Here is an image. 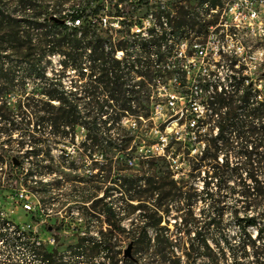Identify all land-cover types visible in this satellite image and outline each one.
Here are the masks:
<instances>
[{"label":"trees","instance_id":"16d2710c","mask_svg":"<svg viewBox=\"0 0 264 264\" xmlns=\"http://www.w3.org/2000/svg\"><path fill=\"white\" fill-rule=\"evenodd\" d=\"M43 1L0 0V168L10 162L22 185H42L41 190L49 192L45 188L49 182L42 183L43 179H67L60 171L53 177L51 149L60 140L72 141L81 128L89 145L105 156L131 147L123 164L138 156L135 164L147 171L137 176L129 171L131 167L114 168L113 188L119 197L107 199L106 192L99 199L91 193L87 199L90 210L99 205L103 220L97 219L107 228L95 235L87 229L64 251L48 250L37 243L36 235L0 219L6 258L28 259L30 264H79L78 260L83 264H240L243 260L264 264V88L254 87L247 75L245 84L236 74L228 75L230 89L214 87L208 101H202L209 113L195 125L202 147L191 156L189 150L184 152L187 178L174 179L170 169L134 154L133 135L120 123L124 111L149 118L139 110L148 109L151 86L172 74L154 67L165 57L138 55L151 54L157 41H134L140 52L117 60L113 50L105 48L107 38L86 29L77 37L74 30L49 21L48 4ZM122 47L124 43H116V48ZM54 55H59V67L48 75ZM230 59L223 57L221 63L229 68L234 63ZM69 70L74 76L65 84ZM186 130L191 128L187 125ZM15 131L19 138L11 139ZM185 138L188 148L191 136ZM86 140L81 142L83 148ZM170 143L179 150L178 141ZM56 162L55 167L62 169L75 167L74 160ZM110 170L111 166L105 179ZM194 180H201L200 186ZM229 201H233L230 206ZM198 203L202 205L196 212ZM227 212L230 219L225 221ZM228 226L238 234L230 236ZM123 244L130 247L129 257L124 256Z\"/></svg>","mask_w":264,"mask_h":264},{"label":"rangeland","instance_id":"374dc122","mask_svg":"<svg viewBox=\"0 0 264 264\" xmlns=\"http://www.w3.org/2000/svg\"><path fill=\"white\" fill-rule=\"evenodd\" d=\"M63 1L49 0L50 4L54 6L60 5ZM241 35L242 41L246 40V72L243 74L245 77L247 75L250 78L254 87L262 91L264 88V40L254 37V35L247 33V31L246 35L244 33H241ZM176 58L181 60L179 63L183 62V58L177 56ZM59 60V56L51 57V65L47 69L48 75L52 74L51 69L59 67ZM226 67L224 64L220 65L215 72H217V80L228 84L229 87L230 80L228 75L230 67L229 69ZM66 74L64 83L69 84V79L74 76V72L69 70ZM174 78H176V83L173 80ZM182 81V74L172 73L165 75L163 85L166 89L185 91L186 89L183 88ZM147 104L149 106V101ZM11 107H15V101H12ZM139 112L142 115L148 113L153 118L128 116L121 122V126L130 135H133L130 145L132 146V150L136 149L134 154H143L142 160L147 158L150 163L158 167L160 166L164 170L170 169L174 179L181 177L186 179L188 164L187 156L184 152L189 150V156H191L202 147V143L196 139V129L188 131L186 130L187 124L185 121H182V125H180V121H174L173 117L171 118V115H173V111L171 110L163 109L162 115H157L156 117L149 107L146 110L141 109ZM105 117L106 114L102 116V118ZM167 125L169 129L164 130ZM180 127L182 134L177 136L174 134V129ZM201 131H204V129H201ZM215 131L216 129L214 128L211 130V133L213 134ZM188 135L191 138L187 139L189 144L188 148H185V137ZM162 136L165 137L163 142L161 141ZM15 138H19V134L16 131L11 136V139ZM53 140L52 138L50 139V141ZM84 140H86L85 132L81 128H77L72 141L69 139L60 140L52 147L50 154L55 160L53 168L56 169L53 177L60 171L62 174L65 173L67 175V179H61L59 182L53 179H43L42 183L49 182L45 187L49 189V192L42 191V185H34L29 182L22 185L21 179L16 178L15 166L10 162L5 163L2 169L0 168V219L8 221L11 225H17L20 230L26 233L36 235L48 250L56 249L57 251H64L68 245L75 243L79 236L87 233V229L89 230L88 233L95 235L99 230L107 228L104 222L97 219L98 217L103 220V217L98 214L99 205L92 211L89 208L91 201H87V199L91 193L96 195L95 199H99L106 192L109 195L107 199L116 200L119 197L120 192L113 188L116 178V170L114 168L118 166L131 167L129 171L135 173L137 176L147 171L145 167L139 168L135 164L138 156L133 159L131 164H123V159L128 158L132 152L130 151L131 147L124 151L113 150L112 153L105 156L96 147H91L89 140L85 141L86 147L83 148L81 142ZM173 140L180 143L179 150H175L176 144L170 146V142ZM5 157L7 158V155ZM64 159L74 160L75 167L70 169L55 167L56 161ZM6 161L9 160L6 159ZM25 166L27 164H23V167ZM101 166L103 170L100 169ZM110 166V176L105 179L106 169ZM146 176L147 174L145 173L144 177ZM193 184L200 186L201 180H194ZM26 203L30 205L29 209L24 207ZM232 203L233 201H229L228 206ZM201 205V203H198L195 206L196 212H198ZM90 214L94 216L92 217V221L88 222L87 218H90ZM169 215L170 222H172L175 219L173 209H171ZM224 219L225 221L230 219L228 212L225 213ZM169 226L171 229H174L171 224ZM227 228L230 236L238 234V230L235 227L228 226ZM6 247V244L0 241V264H30L28 259L20 260L17 257L13 259L6 258ZM126 247L127 245L123 244V249H126ZM78 263L83 264L82 260H78ZM240 264H249V262L243 260Z\"/></svg>","mask_w":264,"mask_h":264},{"label":"built area","instance_id":"2783aa9c","mask_svg":"<svg viewBox=\"0 0 264 264\" xmlns=\"http://www.w3.org/2000/svg\"><path fill=\"white\" fill-rule=\"evenodd\" d=\"M43 3L48 4L49 21L61 24L65 30H74L77 37L86 29L107 38L109 46L105 48H111L117 60L129 55L131 40H144V26H152L157 49L151 54L138 55L150 59L158 55L165 57L164 63L154 67L162 73L182 74V86L186 90L166 89L163 79H157L156 86H151L148 107L155 117L162 115L163 109L173 111L171 118L180 121V125L185 121L191 130L205 112L209 113L202 101H208L214 87L218 91L223 88L215 70L217 61L223 59L225 47L233 48L230 75L243 76L246 84L243 74L246 46H236V32L250 30L254 37L264 40V0H64L56 6L49 0ZM173 28L183 29V39H170ZM118 42L124 43V47L116 48ZM176 55H183L182 63H175ZM173 80L176 83V78ZM205 83L208 90H204ZM128 116L132 115L124 111L120 123ZM168 129L165 126L164 130ZM174 134L180 136L181 127L174 129ZM164 140L162 136L161 141ZM24 207L29 209L30 205L26 203ZM37 240L41 242L38 237Z\"/></svg>","mask_w":264,"mask_h":264},{"label":"bare ground","instance_id":"6f19581e","mask_svg":"<svg viewBox=\"0 0 264 264\" xmlns=\"http://www.w3.org/2000/svg\"><path fill=\"white\" fill-rule=\"evenodd\" d=\"M246 31H247V33H250V34L254 35V32L250 31V30H241V31L236 32V46H246V40L244 39L242 41V35H241V33H244L246 35ZM144 33H145V38H144V40H141V41H151L153 39L152 26H144ZM170 39H183V29L182 28H173L172 30H170ZM134 41H138V40H131L129 42V53H133V54L137 53V52H140V50L137 48V46L135 44H132V42H134ZM176 56L183 58V55H176ZM232 56H233V48L232 47H225V51L223 52V57L232 58ZM217 63L218 64L220 63L218 66H220V65L222 66L223 65L221 63V61H217ZM224 74H226V73H224ZM229 75H230V72H229ZM218 79H220V78H218ZM218 82H219V85L224 87V88L232 87V83L231 82L229 84V87H228V84H224V83H222L220 81H218Z\"/></svg>","mask_w":264,"mask_h":264},{"label":"water","instance_id":"95a60500","mask_svg":"<svg viewBox=\"0 0 264 264\" xmlns=\"http://www.w3.org/2000/svg\"><path fill=\"white\" fill-rule=\"evenodd\" d=\"M124 256L125 257H129L130 256V247H129V245L126 247V249H124Z\"/></svg>","mask_w":264,"mask_h":264}]
</instances>
